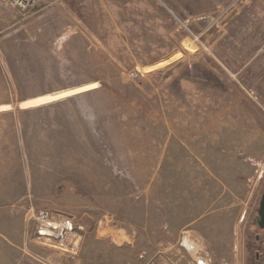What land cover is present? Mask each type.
<instances>
[{
	"label": "rangeland",
	"instance_id": "rangeland-1",
	"mask_svg": "<svg viewBox=\"0 0 264 264\" xmlns=\"http://www.w3.org/2000/svg\"><path fill=\"white\" fill-rule=\"evenodd\" d=\"M263 190V0H0V264H246Z\"/></svg>",
	"mask_w": 264,
	"mask_h": 264
},
{
	"label": "flooded vegetation",
	"instance_id": "flooded-vegetation-1",
	"mask_svg": "<svg viewBox=\"0 0 264 264\" xmlns=\"http://www.w3.org/2000/svg\"><path fill=\"white\" fill-rule=\"evenodd\" d=\"M260 200L261 197L253 207L246 223L244 242L248 257L246 264H264V228L259 226L258 216Z\"/></svg>",
	"mask_w": 264,
	"mask_h": 264
},
{
	"label": "built area",
	"instance_id": "built-area-1",
	"mask_svg": "<svg viewBox=\"0 0 264 264\" xmlns=\"http://www.w3.org/2000/svg\"><path fill=\"white\" fill-rule=\"evenodd\" d=\"M35 219L37 221V232L44 239L65 244L70 235L76 233L72 220L64 219L60 222H54L47 211L39 212Z\"/></svg>",
	"mask_w": 264,
	"mask_h": 264
},
{
	"label": "water",
	"instance_id": "water-1",
	"mask_svg": "<svg viewBox=\"0 0 264 264\" xmlns=\"http://www.w3.org/2000/svg\"><path fill=\"white\" fill-rule=\"evenodd\" d=\"M258 216H259V226L264 228V190L259 204Z\"/></svg>",
	"mask_w": 264,
	"mask_h": 264
},
{
	"label": "bare ground",
	"instance_id": "bare-ground-1",
	"mask_svg": "<svg viewBox=\"0 0 264 264\" xmlns=\"http://www.w3.org/2000/svg\"><path fill=\"white\" fill-rule=\"evenodd\" d=\"M193 249V248H192Z\"/></svg>",
	"mask_w": 264,
	"mask_h": 264
}]
</instances>
